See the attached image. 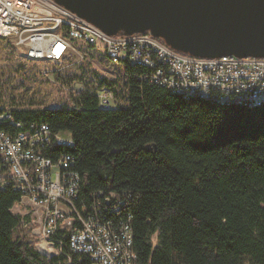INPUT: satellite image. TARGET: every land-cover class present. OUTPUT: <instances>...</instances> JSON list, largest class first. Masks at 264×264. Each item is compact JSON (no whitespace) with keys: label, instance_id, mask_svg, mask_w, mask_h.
Wrapping results in <instances>:
<instances>
[{"label":"trees","instance_id":"1","mask_svg":"<svg viewBox=\"0 0 264 264\" xmlns=\"http://www.w3.org/2000/svg\"><path fill=\"white\" fill-rule=\"evenodd\" d=\"M122 64L120 87L100 80L121 105L100 107L97 90L60 84L68 93L62 104L0 99V112L21 123L2 121L0 128L15 133L45 123L70 134L72 146L46 153L72 157L78 207L83 202L93 214L108 192L120 194L119 210L110 203L99 214L129 221L134 264H264V104L185 98L150 81L149 68ZM18 199L11 188L0 189V264H90L71 250L65 231L53 237L59 252L40 253L12 210Z\"/></svg>","mask_w":264,"mask_h":264},{"label":"built area","instance_id":"2","mask_svg":"<svg viewBox=\"0 0 264 264\" xmlns=\"http://www.w3.org/2000/svg\"><path fill=\"white\" fill-rule=\"evenodd\" d=\"M0 39L36 60H61L78 41L101 48L112 62L149 68L150 81L185 98L264 104V57L201 58L178 52L148 32L110 35L53 0H0ZM96 96L100 107L110 106L112 93L99 90ZM11 116L0 112V122L21 126ZM57 145L72 146L73 140L66 131L51 132L45 123L15 133L0 128V189L18 192L12 209L21 216L22 228L36 237L34 247L44 255L59 252L53 237L60 230L68 234L71 250L85 253L90 264H134L129 221L99 214L110 203L117 210L123 204L120 194L108 192L93 214L83 202L78 207L81 182L72 157L46 153Z\"/></svg>","mask_w":264,"mask_h":264},{"label":"water","instance_id":"3","mask_svg":"<svg viewBox=\"0 0 264 264\" xmlns=\"http://www.w3.org/2000/svg\"><path fill=\"white\" fill-rule=\"evenodd\" d=\"M103 32H148L195 57H264V0H53Z\"/></svg>","mask_w":264,"mask_h":264},{"label":"rangeland","instance_id":"4","mask_svg":"<svg viewBox=\"0 0 264 264\" xmlns=\"http://www.w3.org/2000/svg\"><path fill=\"white\" fill-rule=\"evenodd\" d=\"M83 45L82 42L74 44L70 51L74 57L70 62L31 60L24 51L0 39V72L3 74L0 77V99L7 101V104L20 103L32 107L57 105L62 104L68 94L67 91H59L60 84L70 88H92L110 92L100 85V80L106 78L116 80L117 87H120L124 81L122 62H112L104 56L101 48L92 50ZM57 72L60 77L56 80ZM112 95L109 105H121V100ZM32 225L36 226L37 223ZM32 235L31 238L35 241L36 237ZM153 243H156L155 236Z\"/></svg>","mask_w":264,"mask_h":264},{"label":"bare ground","instance_id":"5","mask_svg":"<svg viewBox=\"0 0 264 264\" xmlns=\"http://www.w3.org/2000/svg\"><path fill=\"white\" fill-rule=\"evenodd\" d=\"M27 56V55H26ZM28 57V56H27Z\"/></svg>","mask_w":264,"mask_h":264}]
</instances>
